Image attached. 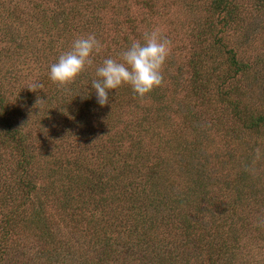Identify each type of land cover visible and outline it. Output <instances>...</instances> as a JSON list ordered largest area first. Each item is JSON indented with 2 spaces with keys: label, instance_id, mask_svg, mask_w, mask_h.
I'll list each match as a JSON object with an SVG mask.
<instances>
[{
  "label": "rangeland",
  "instance_id": "1",
  "mask_svg": "<svg viewBox=\"0 0 264 264\" xmlns=\"http://www.w3.org/2000/svg\"><path fill=\"white\" fill-rule=\"evenodd\" d=\"M256 1L236 0L239 7L238 27L229 28L225 32V45L223 44L224 48L222 47L226 50V54L227 50L238 53L252 67L247 74L236 80L238 85L236 90L242 97L231 94L251 109H259L264 102L262 100L264 96V12L262 11L264 8L258 12ZM6 10L13 11L19 18L6 20H10L8 22L15 29V42L18 41L16 44L29 45L28 55L31 59L19 56L20 49L13 45L12 36L6 34L4 25L6 21L1 19V17L6 18ZM215 17L210 7V0H0L1 91L6 96L10 109L12 107L13 111L27 112L26 123L23 125L25 131L29 129L26 133H29L32 139L49 142L47 144L49 151H51V142L58 144L61 149V154H56L61 167L53 168L55 171L62 170L63 173L53 175L51 162L54 156H48L45 158L48 162L41 166L46 167L45 170L38 169L37 175L40 193L47 201V211L55 221L61 217L59 213L62 212L58 207L62 199L61 190L54 183L57 182L58 176L69 174L70 177L80 178L91 172L93 174L97 172L96 177L108 180L109 185L116 186L115 178L127 172L117 169L116 164L102 161V156L106 155L108 149L104 148L106 143L116 139L119 133H130L142 146L136 148L128 137L123 143V151L133 157L139 156L154 146L151 145L150 140L141 142L138 135L146 130L151 133L152 127L161 124L157 118L165 116L169 130L180 134L181 150L177 149L179 150L177 160L183 164L187 159L196 158V161L203 165L202 171L209 178L201 190L196 189L195 192H191L182 188L199 202L198 207L194 208L196 214L191 218L197 225L199 234L205 225H211L210 222L225 221L226 224L232 223L231 228L225 227V230H229L231 234L246 238L244 241L248 244L251 240L254 242L261 240V244H264V232L257 238L253 234L257 226L264 231V226L261 225L264 221V182L262 186L264 169H259L256 164L257 158L264 159V156L260 155L261 149L258 150L260 156L254 157L255 161L251 166L248 164L254 159L246 164V158H238L237 155L240 153L244 155L248 152L251 144L242 136L239 130L242 126L229 109L220 123V126L230 134L229 137H225L216 129L217 123H214L216 127L212 123L219 116L215 117L216 114L213 113L206 114L201 111L200 106H196L195 109L192 107L199 117L198 119L193 117L195 121L185 120L183 116L169 112L179 110L181 113H187L184 108L190 104L187 96L188 83L192 76L189 60L192 55L200 52L203 46H206L204 50L209 51L208 54H213L212 35L210 37L203 35L202 31L209 24H214ZM64 19L67 20L66 25H63ZM51 21L53 23L55 21L58 30L52 28ZM44 25H47L46 29ZM63 26L64 29H61ZM152 31H157L161 38L170 41L168 55L161 71L163 77L167 75V79L178 76L177 85L175 86L174 79L169 81L167 88H163L165 101H159L152 99V93L162 88L160 85L154 87L144 97H140L133 93L130 85L122 84L115 90H110L109 103L100 106L96 102L95 90L91 88L92 80L96 79V68L101 66L106 58L119 60L120 54L132 42L143 43L144 35ZM50 32L54 39L52 43H47V35ZM244 33H246L245 37ZM88 35H94L100 43L99 51L93 50L90 56L92 63L86 64L83 71L67 84L59 85L51 81L48 75L50 65L55 63L60 55L71 50L75 39ZM41 37L44 39L43 42ZM37 51L42 52L41 57L40 52ZM35 54L38 55L39 60L35 59ZM10 61L19 63L18 67L12 69ZM33 84H38L40 88L31 90ZM19 97L22 100H19ZM86 101H89L91 108L87 114L68 112L67 109L62 108L63 105H71L72 110H81V106ZM26 104L30 105L26 107ZM162 110L166 111L165 114H158L163 112ZM46 117L49 119L48 122L51 117L49 129L45 125ZM145 117L148 120L143 119ZM141 123L143 131L139 132L137 128ZM57 132L60 134L56 135ZM142 137L149 138L150 135ZM108 143L107 145L110 146ZM192 151H195V155ZM5 169L6 167H3L0 171ZM247 169L251 176H255L256 181H261L250 185V187L255 185L256 195H251L252 199L248 198L240 203L238 202L240 200L236 201L233 193L235 186L230 185V182L235 180L239 171ZM124 177L126 179V175ZM144 184L145 190L152 192L151 197L154 198L156 194V198L160 196L166 198L160 208L168 213L171 210L168 195H176L181 190L177 180L157 182L154 188L149 183ZM243 184L245 188L249 187V183L245 180ZM5 186L0 184V189L3 190ZM250 190L249 194H251ZM94 199L97 198L94 196ZM87 200H91V196H88ZM128 205H130L128 201L122 202L114 212H111V217H117L119 212L118 220H124L128 224L132 220L129 219L131 212L127 209ZM136 208V211L142 215L146 214V210L150 214L153 212L149 200L144 198L138 201ZM132 222L134 225L135 220L133 219ZM176 230L179 234H183V230L187 229ZM196 232L192 231V235H196ZM164 236H159L164 242L175 238ZM11 243L17 245V240ZM169 245L171 246V243ZM245 257L243 251L238 264H243ZM261 258L262 260L256 264H264V252ZM13 259L8 260L7 264L12 263ZM25 261L28 262L26 264H32V260ZM4 263L6 264V262L2 264ZM202 264L207 262L202 260Z\"/></svg>",
  "mask_w": 264,
  "mask_h": 264
},
{
  "label": "trees",
  "instance_id": "2",
  "mask_svg": "<svg viewBox=\"0 0 264 264\" xmlns=\"http://www.w3.org/2000/svg\"><path fill=\"white\" fill-rule=\"evenodd\" d=\"M255 5L257 11L261 12L264 0H257ZM210 7L212 13L216 15L215 22L205 27L202 34L209 37L212 35L213 54H208L209 51L204 50L206 46H203L200 52L190 57L192 76L188 83L187 96L190 104L184 108L187 113H181L179 110L169 112L183 116L185 120L195 121L192 118L199 117L192 107L195 109L196 106H200L201 111L206 114L213 113L216 114L215 117L219 116L212 123L215 127L217 123L216 129L225 137H229L230 134L220 126L222 117L229 109L242 126L239 129L242 136L251 144L248 152L237 155L239 159L246 158L248 164L254 157L264 156V102L259 109H251L245 103L242 104L240 99L231 96L238 94L242 97L236 90L238 87L236 80L252 69L238 53L227 50L226 54V50L223 49L225 32L229 28L238 27L239 7L236 0H210ZM13 18L19 19L10 10H6V18L1 17L6 21L4 22L6 34L12 36L13 45L20 49L18 55L31 59L28 55L29 45L15 42V29L8 22L10 20H6ZM63 23L66 25L67 20L64 19ZM44 26L46 29L47 25ZM52 28L59 29L55 21ZM245 35L246 33L244 37ZM47 36L46 42L52 43L53 34L50 32ZM41 39L43 42V37ZM37 54L35 59L39 60ZM10 63L12 69L19 65L15 61ZM173 79L176 86L178 76L169 79L167 75L164 76L160 85L162 88L152 93V99L165 101L163 88H167L166 85ZM19 100L22 99L19 97ZM262 100L264 101V96ZM29 105L26 104V107ZM9 106L0 86V169L6 167V171H0V184L6 185L3 190L0 189V264L3 262L7 264L11 258L14 259L10 264L28 263L25 260H32V264H202V260L207 264H238L243 251L246 255L243 264H256L262 260L264 244H261V240L257 242L251 240L248 244L244 241L246 238L225 230L226 226L231 228L232 223L214 220L215 224L210 222V226L205 225L199 234L197 225L191 219L196 214L194 208L198 207L199 202L182 188L191 192L201 190L208 177L202 171L203 165L198 163L196 158L187 159L183 164L177 160L180 134L169 130L165 116L157 118L161 124L152 127L151 133L146 130L138 135L141 142L150 140L154 146L139 156L133 157L123 151V143L128 137L136 148L142 146L130 133H119L116 139L107 142L110 146L106 143L104 148L108 149L106 155L102 156V161L116 164L117 169L127 172L115 178L116 186L109 185L108 180L96 177L97 172L94 174L91 172L92 176L87 174L80 178L70 177L69 174L58 176V183H54L61 190L62 199L58 207L62 212L59 213L61 217L55 221L47 211V201L40 193L37 175L38 169L45 165L47 161L45 158L48 156H54L51 162L53 175L63 173L62 170L55 171L53 168L61 167L59 158L56 157V154H61V149L58 144L51 142L49 151L47 148L49 142L32 139L29 133H26L29 129L25 131L23 125L26 123L27 112L13 111ZM62 108L80 114H87L91 109L89 101L81 106V110H72L71 105H63ZM143 119L148 120L147 117ZM48 120L46 117L47 129L51 128V117L50 122ZM78 120L81 121L79 117ZM137 129L139 132L143 131L142 123ZM132 131L135 132L133 129ZM59 134L60 132L56 133ZM147 134L150 135L149 138L142 137ZM192 153L195 155V151ZM180 157L184 158L183 155ZM256 160L259 169H264V159ZM254 161L255 159L248 166L253 165ZM181 165L183 169L180 168ZM249 169L239 171L235 180L230 182V185L235 186L233 193L236 201L240 200L238 201L240 203L256 195L255 185L252 187L250 185L261 181H256L255 176L248 173ZM167 180H177L181 185V190L178 189L176 195H168L171 204L168 213L160 208L166 198L164 196L156 198V194L154 198L151 197L152 192H147L144 184L149 183L154 188L157 182ZM244 180L249 183V187L245 188ZM263 182L264 180L262 186ZM88 196H91L89 201ZM94 196L97 199H94ZM142 198L149 200V205L153 208L151 214L147 213V210L145 215L136 211L138 201ZM124 201L130 204L127 209L131 212L129 219L135 220L134 225L132 220L128 224L124 220H118L119 212L117 217L110 215ZM262 222L261 225L264 226V221ZM176 229L187 230L179 234ZM192 231H197L196 235H192ZM263 232L259 226L253 230L256 238ZM119 234L122 236H118ZM167 235L175 238L166 242L159 238V236L167 238ZM16 240L17 245L14 243L12 245L11 242ZM23 240L26 242L22 243Z\"/></svg>",
  "mask_w": 264,
  "mask_h": 264
},
{
  "label": "clouds",
  "instance_id": "3",
  "mask_svg": "<svg viewBox=\"0 0 264 264\" xmlns=\"http://www.w3.org/2000/svg\"><path fill=\"white\" fill-rule=\"evenodd\" d=\"M170 41L159 36L157 31L144 35V42L134 41L121 54L120 59L106 58L96 68V79L91 88L95 90L96 102L100 106L109 103V91L122 84L130 85L133 93L140 97L151 92L163 82L162 66L168 55ZM100 43L94 35L73 41L71 50L60 55L49 67V78L64 85L80 74L86 64H91L93 50L99 51ZM40 88L33 84L31 90Z\"/></svg>",
  "mask_w": 264,
  "mask_h": 264
}]
</instances>
